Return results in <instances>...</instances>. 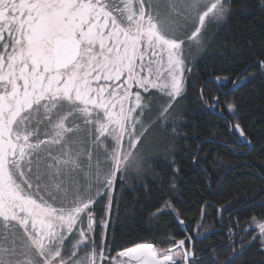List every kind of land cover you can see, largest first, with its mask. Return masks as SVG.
I'll return each instance as SVG.
<instances>
[{
	"label": "snow or ice",
	"instance_id": "obj_1",
	"mask_svg": "<svg viewBox=\"0 0 264 264\" xmlns=\"http://www.w3.org/2000/svg\"><path fill=\"white\" fill-rule=\"evenodd\" d=\"M257 10L264 0H0V264H241L253 249L264 264V168L226 224L217 209L219 231L201 232L207 202L188 229L175 201L195 63L243 57L233 17ZM212 79L214 92L198 80L199 105L251 155L264 132L245 128L235 93L264 82V43L234 77ZM157 182L151 239L117 248V188ZM169 216L179 234L161 224Z\"/></svg>",
	"mask_w": 264,
	"mask_h": 264
},
{
	"label": "trees",
	"instance_id": "obj_2",
	"mask_svg": "<svg viewBox=\"0 0 264 264\" xmlns=\"http://www.w3.org/2000/svg\"><path fill=\"white\" fill-rule=\"evenodd\" d=\"M231 28L239 43L245 45V55L233 59L209 53L204 59L197 60L193 68L194 75L188 85V99L185 101L190 117L188 136L187 139L178 142L174 154L177 165L181 169L175 201L177 207L183 210L186 227L192 229L195 222L199 221L201 206L205 202L211 205L206 208L207 215L201 229L204 235L220 230V225L216 223L221 219L220 214L217 213L218 208L224 209L221 222L225 224L231 215L244 208V201L253 195L254 189L258 190L259 169L264 168V141L254 135L255 151L248 155L245 149L239 147V140L235 136H230L222 128L216 127L223 122L210 115L198 103V80L203 83L217 75L234 77L250 59L251 51L260 50L261 44L264 43V13L257 10L253 15L241 14L233 17ZM248 43H252L255 46L254 49H248ZM262 83L264 82L257 79L241 88L235 96L243 101L244 111L241 115L245 117V128L254 124L258 131L264 132ZM207 90L214 92L215 83L208 82ZM193 128H198L200 131L193 132ZM210 129L216 134L212 135ZM208 139L215 142L204 143ZM197 149H199V160L194 165L191 157L196 154ZM247 165H254V168ZM161 167L164 166L161 165ZM158 195V182L151 184L148 188H143L139 184L126 185L122 190L117 188L118 219L116 207H113V223L116 228L114 243L117 248L121 245H130L134 241L151 239V233L155 231L156 225L149 224L148 217ZM252 210L249 206L241 212L242 225L245 212ZM161 224L168 225L172 232L180 233L181 226L170 216L165 217ZM204 229L208 231L205 233ZM108 239L110 243L113 242L111 227L108 230ZM221 239L220 236L213 234L210 239H205L202 245L198 244V247L219 242ZM239 243L238 238L237 244ZM254 253V249L246 253L241 264H252L251 258ZM256 259L258 260L259 257Z\"/></svg>",
	"mask_w": 264,
	"mask_h": 264
},
{
	"label": "water",
	"instance_id": "obj_3",
	"mask_svg": "<svg viewBox=\"0 0 264 264\" xmlns=\"http://www.w3.org/2000/svg\"><path fill=\"white\" fill-rule=\"evenodd\" d=\"M208 82H213L214 83V80L213 79H209V81Z\"/></svg>",
	"mask_w": 264,
	"mask_h": 264
},
{
	"label": "flooded vegetation",
	"instance_id": "obj_4",
	"mask_svg": "<svg viewBox=\"0 0 264 264\" xmlns=\"http://www.w3.org/2000/svg\"><path fill=\"white\" fill-rule=\"evenodd\" d=\"M231 88V87H230Z\"/></svg>",
	"mask_w": 264,
	"mask_h": 264
}]
</instances>
